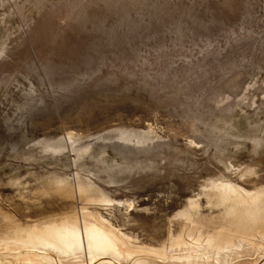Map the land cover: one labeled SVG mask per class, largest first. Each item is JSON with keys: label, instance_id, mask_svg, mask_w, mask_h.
<instances>
[{"label": "rangeland", "instance_id": "374dc122", "mask_svg": "<svg viewBox=\"0 0 264 264\" xmlns=\"http://www.w3.org/2000/svg\"><path fill=\"white\" fill-rule=\"evenodd\" d=\"M0 44V264L256 237L210 187L264 189V0H0ZM70 225L120 254L37 248Z\"/></svg>", "mask_w": 264, "mask_h": 264}, {"label": "bare ground", "instance_id": "6f19581e", "mask_svg": "<svg viewBox=\"0 0 264 264\" xmlns=\"http://www.w3.org/2000/svg\"><path fill=\"white\" fill-rule=\"evenodd\" d=\"M231 123H233V120H231ZM122 136L131 141H141L147 138H154L155 131L152 128L142 132L131 130ZM73 137H75V135L69 133L68 136L62 137L59 141L50 143L48 147L69 148V141ZM210 188L216 193L221 204L228 205L229 208H233L237 205L242 207L239 211V215L243 220L251 222V228L255 231V238L249 237L247 240L239 239L237 238L239 232H236L227 237L226 241L215 245H213L211 241L201 244L190 243L188 246L184 245L181 248L172 249L170 251L171 253L165 256V258L138 257L135 258L132 264H264V189L250 190L229 180L216 181ZM198 205L199 203L197 201L190 200L191 208H195ZM71 225L69 228L63 227L60 229L57 228V230H51L44 236H34L35 234H32L33 238H35L36 246H39L37 248H41V250L42 248L54 250L59 253L62 258L67 259L66 262H83L84 257H87V255L89 257L94 256L95 253L100 255H114L117 251L119 252L116 242L117 239L114 233H110L98 227V233L95 238L96 241L88 242V249L86 250L85 246L75 242L77 239V227ZM54 226L55 225L52 227ZM70 228L73 229L72 234L70 233ZM32 235H30L31 238ZM253 239L256 243H254ZM31 241L33 244L35 243L33 240L29 242ZM210 245L213 247L211 250H208V246ZM96 254L95 257L97 256ZM118 254H120V252ZM47 260L49 261L50 259ZM52 260L51 258V261ZM60 260L62 262V259ZM42 261L44 262V260ZM54 261L55 260H53V263H55ZM106 264H110V262L106 261Z\"/></svg>", "mask_w": 264, "mask_h": 264}]
</instances>
